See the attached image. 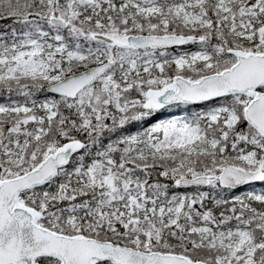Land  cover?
I'll return each instance as SVG.
<instances>
[{"label": "trees", "instance_id": "obj_1", "mask_svg": "<svg viewBox=\"0 0 264 264\" xmlns=\"http://www.w3.org/2000/svg\"><path fill=\"white\" fill-rule=\"evenodd\" d=\"M123 1L126 0H77L69 8H59L56 12L68 24L65 31L54 29L44 23V26L47 27L46 30L51 27L52 32L64 33L73 46H81L89 51L108 49L104 58L113 60L115 64L106 76L87 88L76 100L61 99L59 101L60 105L55 119V121L59 120L58 130L51 143L44 148L46 150L40 159L71 138L81 139L84 142V148L82 152L72 158L67 167L59 171L48 185L22 193L20 201L40 212L39 223L41 225L58 232L73 234L78 228L86 236L127 242L132 235L139 231L143 234L142 236L149 234V238L153 237V234L164 232L160 224L147 223L138 214L146 211L149 206L157 208L162 202L178 195L180 190L174 185L176 177L197 175L201 171L199 169H183L179 166L176 174L171 175L173 170L166 171L161 165L152 163L140 164L141 162L130 157L134 146H130L126 137L141 129L146 130L147 138L152 145L169 146L176 142L163 138V129L167 126L166 122L172 115L169 113L165 115L163 112L149 115L142 106L145 90L160 88L167 84L171 77V74H159L152 67L146 73L141 72L142 62L145 57L150 55L165 59L169 51L164 53L148 49L135 51L130 48L108 46L85 35L90 28L114 38L121 37L119 27H123L122 19L117 16H113L110 20L109 18L112 3L119 4ZM133 1L144 6L152 4L167 6L176 1L187 0ZM256 2H258V8L250 7V4ZM0 7H3V3ZM248 7V13H245ZM259 8H261L260 11L257 10ZM213 12L210 9L206 10V16L210 21L208 27L196 31L183 29L184 34L202 37L199 43L186 46L185 49L188 52L197 49L208 50L214 60L216 68L214 71H219L232 63V56L227 52L229 47L236 46L255 52L264 51V0H247L245 4H235L229 14L223 17H217ZM252 12L255 13L251 15ZM250 18L255 19V39L250 43L233 41L231 36L235 33L234 30L237 27L249 26ZM19 19L20 17L10 16L6 12L0 13V49L12 46L15 36L14 33L11 34L13 27H26L29 33L38 32L35 23L24 25ZM128 22L126 20L123 24ZM47 32L45 31L44 34ZM139 32L141 31L136 33ZM166 32L172 33L173 31L168 29ZM124 71L130 72L126 81L121 78V73ZM135 71H138V74H135ZM190 78L194 79L195 77ZM23 90V98L33 97L32 88ZM17 94V89H12L10 92L0 89V98L2 99ZM231 99L234 98L222 101ZM237 100L245 102L241 97ZM177 109H181V107ZM192 109H194L192 106H188L185 110L193 112ZM33 115L41 117L40 125L42 127L50 128L45 115L39 109H35L30 114V118ZM180 118L182 117L180 116ZM149 125L152 127H145ZM189 127L191 125H188ZM31 129L32 120L30 119L17 118L15 121L1 122L0 155L21 152L27 141L26 136H29ZM187 130L186 133L180 131V135L174 139H178V142H191L190 136H193V133L191 129ZM223 134L228 139L227 151H235L242 147L255 150L264 166V140L248 125L242 123L241 128ZM25 157L27 164L23 172L36 164V155L33 153L30 157ZM2 165L0 163V178L14 175L11 173L16 172L13 169L4 168ZM190 170L192 172L189 173ZM205 170L204 172L211 175L219 172V168L210 169L207 167ZM186 193L194 202L190 204L187 201L186 208L173 227L176 234L184 239L191 236L188 230L198 224H208L213 229L235 228L242 225L241 220H246L240 209L232 211L231 203L222 200L228 192L220 189L216 182L211 183L207 188L186 190ZM258 194L261 199L258 200V197L253 195V203H255L253 206L264 217V185ZM220 195L222 198L219 201L218 196ZM122 202L127 203L129 209L124 216L107 222L104 221L103 216V218L95 217V215H102L104 211L109 212L115 209V206ZM130 213L133 217L129 216ZM173 248L192 259H199L183 248ZM153 249L160 250L158 247H153ZM201 255V252L197 253L199 257L204 256ZM40 262L43 264L55 263V261L47 259H41Z\"/></svg>", "mask_w": 264, "mask_h": 264}, {"label": "rangeland", "instance_id": "obj_2", "mask_svg": "<svg viewBox=\"0 0 264 264\" xmlns=\"http://www.w3.org/2000/svg\"><path fill=\"white\" fill-rule=\"evenodd\" d=\"M75 1L7 0L3 2L4 11L0 9V12L20 17L24 25L35 23L38 30L36 35L27 37V34H24L25 27H23L19 33L20 35L24 34V37L17 39V46L4 52L5 54L1 53L3 55L0 56V89H6L9 92L12 89H17L18 94L12 96L16 101H20L22 98L21 89L24 87L37 91V89L60 80L61 75L71 69L79 70L102 63L104 55L107 53L104 49L88 52L73 48L67 38L61 34L49 33L47 37L38 35L47 28L44 26L45 18L48 22L49 17L59 16L56 14L59 8L64 9ZM246 1L187 0L176 1L167 6L159 4L143 6L136 1L113 3L110 8L109 20L113 16L122 19L123 27H119L121 36L124 35L122 40L137 31L153 33L166 32L170 29L173 32L184 34L183 29L196 31L209 26L206 10H213L214 15L223 17L229 14L235 4H245ZM257 4L258 2L250 4V7ZM246 9L245 13H248L249 7ZM253 13L255 12H252L251 15ZM126 20L129 22L123 24ZM250 20L254 21L252 18ZM93 31L95 30L89 28L85 35L91 36ZM234 31L235 33L231 36L233 41L250 43L256 37L255 26L252 25L243 28L237 27ZM165 62L158 58H147L142 62L143 71L146 73L151 66H154L159 73L165 75L180 74L186 77H197L214 72L216 69L212 54L204 50H197L187 55L172 53ZM121 77L123 81H126L128 72H123ZM237 99H231L226 104H208L200 108L199 115L194 122L202 129L196 140L189 145L174 143L169 146H153L146 140L144 133L132 134L128 139L131 144L136 145L135 150L131 152L132 158L164 165L168 170H173L175 174L179 166L183 169H199L204 172L207 167L217 169L226 163L245 169H256L261 161L254 151L246 149L227 151L228 139L223 133L231 131L235 126L240 127L239 124L243 122L244 102ZM15 100H12V103H15ZM39 100L42 101V111L47 113L50 120L59 107L57 99L47 96L40 97L37 101ZM8 101H10L9 98L0 101L1 122L10 121L8 116L10 114L13 119L21 114L28 117L29 112L34 108L28 107L27 103L21 101L18 102L17 107L11 108L12 105ZM56 117L57 115L50 120L48 131V128L46 130L37 128V132L32 136L33 141L27 142L24 152L0 157L2 166L16 171L11 174H20L27 164L25 156L30 157L33 153L36 155V162L39 161L42 153L46 150L44 148L51 143L58 130L59 120L55 121ZM196 130L198 132V129ZM45 131L47 132L43 133ZM177 132L178 128L168 131L167 139H173ZM191 170L188 172H192ZM244 193L245 190L239 191L228 198L232 203V211L236 208L243 209L241 214L249 220V223L240 228L211 229L207 226H198L190 230L191 236L187 239L175 236L176 232L171 227L175 224L181 211L182 203H180L164 209L163 206H160L156 213H153V210H148L143 214L144 219L148 217L145 215L149 214L157 224L163 225L164 232L153 234L151 238H149V234L145 236L140 234L132 235L127 242L116 239L112 241L143 251H150L153 247H158L160 250L180 253L179 250L173 248L179 247L208 264H264V217L250 208L247 201L248 196ZM198 252H201L205 257L197 256Z\"/></svg>", "mask_w": 264, "mask_h": 264}, {"label": "water", "instance_id": "obj_3", "mask_svg": "<svg viewBox=\"0 0 264 264\" xmlns=\"http://www.w3.org/2000/svg\"><path fill=\"white\" fill-rule=\"evenodd\" d=\"M51 22L56 26L65 27V23L57 18H52ZM94 38L108 44L115 43L111 38L99 34L94 35ZM197 40L194 37L179 35H130L125 43L121 44L136 49H164ZM230 52L237 61L230 68L196 81L175 76L163 89L149 91L147 105L161 109L179 102L199 104L233 93L254 95V99L244 108V119L264 137V93L255 92L256 88L264 86V53L241 50ZM111 67L112 63L90 67L68 75L46 89L55 95L75 98L80 90L93 84ZM81 148L79 141L66 142L26 174L0 181V264H37L35 260L39 257L56 258L61 264H97L107 261L111 264H204L192 263L187 257L177 254L147 253L81 234L66 236L39 226V214L17 202L19 193L46 184L55 177L57 169L66 166L71 155ZM263 177L260 168L247 171L226 165L221 171L219 181L225 187L238 188L244 184L258 182ZM214 179L215 177L209 176L180 178L177 185H207Z\"/></svg>", "mask_w": 264, "mask_h": 264}]
</instances>
